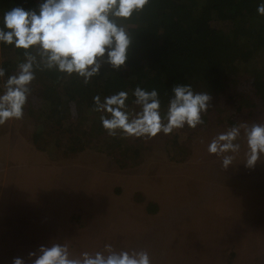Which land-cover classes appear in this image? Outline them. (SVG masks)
<instances>
[{
    "label": "rangeland",
    "instance_id": "374dc122",
    "mask_svg": "<svg viewBox=\"0 0 264 264\" xmlns=\"http://www.w3.org/2000/svg\"><path fill=\"white\" fill-rule=\"evenodd\" d=\"M225 102L212 99L195 129L153 138L118 134L122 154L113 159L104 147L113 140L89 138L82 151L65 139L34 143L37 113L0 125V264L17 257L31 264L28 254L52 242H66L74 255L105 244L143 249L151 264H247L262 256L264 159L245 167L243 134L228 169L207 149L234 125L264 123V109H244L228 125L221 122L232 112ZM31 105L24 111L41 106Z\"/></svg>",
    "mask_w": 264,
    "mask_h": 264
},
{
    "label": "trees",
    "instance_id": "16d2710c",
    "mask_svg": "<svg viewBox=\"0 0 264 264\" xmlns=\"http://www.w3.org/2000/svg\"><path fill=\"white\" fill-rule=\"evenodd\" d=\"M43 2L0 0V28L6 11L17 6L38 10ZM261 2L150 0L143 11L129 21H121L133 37L124 68L113 70L104 65L87 85L75 75L65 77L55 70L35 71L27 102L41 106L24 111L32 119L38 114L35 120L41 129L33 134V142L37 143L41 137L53 138L54 145L65 139L70 150L82 151L89 138L98 142L108 139L114 142L105 143V154L113 159V153L118 158L119 140L103 129L100 122L103 113L92 110L93 98L99 96L103 101L125 91L129 109L139 111L132 94L137 86L158 91L162 114L173 95L172 87L186 84H191L196 92L208 91L217 102L226 101L232 112L221 122L228 125H234L232 119L238 118L244 109L248 114L257 107L264 109V16L257 12ZM1 52L5 54L0 61L5 77L0 79V94L8 76L16 73L18 63L24 60V50L12 45L0 43ZM242 75L245 77L240 83ZM127 143L122 144L123 149Z\"/></svg>",
    "mask_w": 264,
    "mask_h": 264
},
{
    "label": "clouds",
    "instance_id": "9594fccd",
    "mask_svg": "<svg viewBox=\"0 0 264 264\" xmlns=\"http://www.w3.org/2000/svg\"><path fill=\"white\" fill-rule=\"evenodd\" d=\"M150 3V0H44L38 10L13 7L3 14L0 43L24 50V60L16 73L8 76L0 94V125L9 120H21L24 107L31 95L35 71L55 70L65 77L75 75L87 85L99 75L104 65L113 70L126 66L133 37L129 21ZM264 16V0L257 6ZM5 70L0 67V79ZM165 114L156 89L137 86L133 91L134 104L139 111L129 109L128 93L94 97L95 112L103 113L100 122L111 137L123 134L136 138H153L171 134L187 126L195 129L203 125L202 116L211 106L208 91L196 92L191 84L174 85ZM246 138L245 167L252 169L264 159V123H239L215 136L208 145L209 154L221 158L228 169L240 152L237 142ZM31 264H151L146 250H119L105 244L103 251L81 252L74 255L66 242H52L28 254ZM12 264H26L23 258H14Z\"/></svg>",
    "mask_w": 264,
    "mask_h": 264
},
{
    "label": "crops",
    "instance_id": "0c3cea01",
    "mask_svg": "<svg viewBox=\"0 0 264 264\" xmlns=\"http://www.w3.org/2000/svg\"><path fill=\"white\" fill-rule=\"evenodd\" d=\"M247 264H264V254L253 258L252 261Z\"/></svg>",
    "mask_w": 264,
    "mask_h": 264
}]
</instances>
